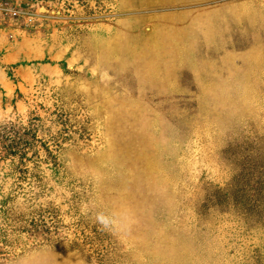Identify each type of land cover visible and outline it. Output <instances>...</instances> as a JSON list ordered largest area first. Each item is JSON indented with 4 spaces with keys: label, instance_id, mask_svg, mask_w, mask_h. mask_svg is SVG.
<instances>
[{
    "label": "rangeland",
    "instance_id": "374dc122",
    "mask_svg": "<svg viewBox=\"0 0 264 264\" xmlns=\"http://www.w3.org/2000/svg\"><path fill=\"white\" fill-rule=\"evenodd\" d=\"M9 123L0 264H264V0H0Z\"/></svg>",
    "mask_w": 264,
    "mask_h": 264
},
{
    "label": "trees",
    "instance_id": "16d2710c",
    "mask_svg": "<svg viewBox=\"0 0 264 264\" xmlns=\"http://www.w3.org/2000/svg\"><path fill=\"white\" fill-rule=\"evenodd\" d=\"M31 135V130L21 124L15 123L0 126V160L15 158L23 162L33 145L30 140L37 142ZM35 156V153L33 154Z\"/></svg>",
    "mask_w": 264,
    "mask_h": 264
}]
</instances>
